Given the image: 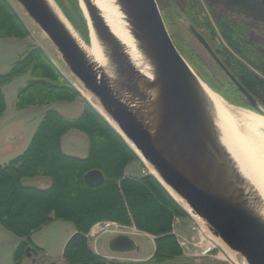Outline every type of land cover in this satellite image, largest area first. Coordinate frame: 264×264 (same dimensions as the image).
<instances>
[{
	"label": "trees",
	"instance_id": "16d2710c",
	"mask_svg": "<svg viewBox=\"0 0 264 264\" xmlns=\"http://www.w3.org/2000/svg\"><path fill=\"white\" fill-rule=\"evenodd\" d=\"M57 1L87 39L88 27L79 1ZM205 1L206 9L201 0H186L183 14L202 33L229 71L264 104V8L257 0ZM164 18L167 23V17ZM30 34L12 1L0 0V39ZM183 52L206 80L205 71L221 72L230 86L235 87L209 54L214 65L191 47ZM193 58L204 62V67H198ZM27 71L31 78L16 96L15 105L19 110L72 102L82 97L75 83L47 51L33 47L8 71L0 73V120L7 108L4 86ZM235 103L250 108L245 101ZM74 129L88 137L86 156L67 154L62 148L63 137ZM140 161L132 147L88 101L85 100L78 117L48 109L27 148L0 164V225L22 239L14 251L15 264H27L42 252L34 244L32 235L57 219L72 221L76 227L63 250V259L68 264H120L98 254L89 245V232L105 221L135 226L154 237L155 252L144 264L171 263L181 258L183 249L174 232V223L176 218L188 213L152 174L140 178L126 175L128 165ZM94 169L103 172V184L90 186L85 182L84 175ZM37 177L50 178L51 182L42 187L29 181ZM28 247H31L29 251Z\"/></svg>",
	"mask_w": 264,
	"mask_h": 264
},
{
	"label": "water",
	"instance_id": "95a60500",
	"mask_svg": "<svg viewBox=\"0 0 264 264\" xmlns=\"http://www.w3.org/2000/svg\"><path fill=\"white\" fill-rule=\"evenodd\" d=\"M14 1L104 112L90 104L152 167L155 173L151 174L184 210L197 216L225 245L235 264H264V199L222 142L204 81L177 48L157 0H113L143 57L146 72L135 65L96 0H78L88 27L87 39L57 0ZM187 27L245 102L264 115V105L229 71L202 33L191 22ZM76 31L89 44L95 34L106 67L91 58ZM84 180L98 186L105 176L94 169ZM138 249V242L128 234L116 235L108 242V250L116 254Z\"/></svg>",
	"mask_w": 264,
	"mask_h": 264
},
{
	"label": "rangeland",
	"instance_id": "374dc122",
	"mask_svg": "<svg viewBox=\"0 0 264 264\" xmlns=\"http://www.w3.org/2000/svg\"><path fill=\"white\" fill-rule=\"evenodd\" d=\"M11 1L19 13L23 16L31 34L23 38L11 37L0 39V73L8 71L28 47L29 49H32L33 47H42L47 51L52 59L60 65L63 73L79 87L82 97L72 102H56L51 105H34L19 110L15 105L17 92L31 78V73L30 71H27L26 73L13 78L12 81L7 83L3 88L6 92L4 93L6 94L9 111L4 118L6 120L5 125H7V127L2 133L0 131V162L9 160L11 157L15 158L16 156H19L27 148L44 112H46L47 109L58 110L67 117H78L83 111L86 100L88 102L90 101L94 106L103 111L98 102L86 89H84L82 84L64 66L50 40L46 37L44 38L40 30H38V28L22 11L21 7L14 0ZM201 1L206 9V1ZM157 2L161 8L163 17H167V28L175 44L177 43V48H180L179 51L182 49L187 51V48L189 50V47H191L203 56V58L210 65H214L208 53L190 34L187 27L190 21L182 12V8L185 6L186 0H157ZM76 33L84 43L89 44L77 31ZM256 36L258 37V34ZM183 50L182 52L180 51L181 54H185ZM195 59L196 58H193L192 60L194 63L196 62L198 67H204V62L195 61ZM187 61L189 62V60ZM189 64L198 76L210 88L219 93L229 104L257 112L251 106H249L250 108H247L241 104L239 105L235 103V101L238 100H235L231 96L236 93V86L231 87L229 82H227V79L224 78L225 75L223 73H210L208 70H204L205 75H207L206 80L204 74L202 76L195 70V67L190 62ZM209 82L212 83L213 86L209 85ZM68 133L69 134L65 136L62 145L64 152L76 156H86L89 151V140L87 135L76 129L71 130ZM151 172L152 167L147 162L143 161L131 162L126 168V175L131 177L140 178L147 174H151ZM29 181L34 185L44 187L45 183L48 184L51 182V179L46 177H37L30 179ZM177 219L180 221L179 224H177V232L179 233V236L177 235V237L180 244L185 238H187L190 242V244L188 243L189 249L185 250L181 244L183 249L182 257L174 262L164 264H235V257L229 253L228 249L220 240L216 239L211 234V232L200 220H197L192 214H188L185 217H178L176 220ZM102 227L103 225H99L96 229L97 232L95 236L105 233L103 235L104 238L97 240L100 241L98 243V247H96L98 250H102L101 247L103 243L108 249V242L116 235L122 233L132 236L139 244V249L132 253L116 254L108 251V256L106 257L112 261L120 264H144V262L147 261L144 259L149 256L150 253L154 254L155 252L154 240L150 236H145L143 232L138 230L135 226L119 225L117 227L115 223H110L109 226H106V232H101L105 231L101 230ZM3 231H6V235H0V241H2L0 243V264H11L14 251L17 247L15 240L18 236L5 228H3ZM75 232L76 227L72 221L61 219L54 220L45 225L39 231L35 232L32 240L36 242L37 245L45 248L49 256H55V258L50 259L49 257L39 264H51L53 261L59 264L65 263L64 259L59 258V256L62 254L66 242ZM91 241L94 246V239H91ZM12 244L14 246L13 249H11ZM204 246H207L210 250L208 249V251H205L203 248ZM38 256L40 255L38 254L37 257ZM32 261L31 263L38 264V262Z\"/></svg>",
	"mask_w": 264,
	"mask_h": 264
},
{
	"label": "bare ground",
	"instance_id": "6f19581e",
	"mask_svg": "<svg viewBox=\"0 0 264 264\" xmlns=\"http://www.w3.org/2000/svg\"><path fill=\"white\" fill-rule=\"evenodd\" d=\"M96 4L102 10L112 31L127 46L135 65L146 72L143 57L114 1L96 0ZM83 47L91 58L106 67L107 60L94 33H92L90 44L83 45ZM202 83L214 104L216 125L222 142L234 157L241 173L252 182L264 199V115L229 104L205 82ZM152 173H155L153 169ZM192 215L199 220L197 216Z\"/></svg>",
	"mask_w": 264,
	"mask_h": 264
},
{
	"label": "crops",
	"instance_id": "0c3cea01",
	"mask_svg": "<svg viewBox=\"0 0 264 264\" xmlns=\"http://www.w3.org/2000/svg\"><path fill=\"white\" fill-rule=\"evenodd\" d=\"M29 49V47L24 51V52H26L27 50ZM23 52V53H24ZM22 53V54H23ZM21 54V55H22ZM20 55V56H21ZM18 60V59H17ZM5 92V91H4ZM6 93V92H5ZM5 97H6V94H5ZM6 102H7V99H6ZM48 110V109H47ZM46 110V111H47ZM9 111V108H8V102H7V108H6V110H5V112H4V114H3V116H2V118H1V121H0V131H1V133L5 130V128L7 127V125H5V123H6V120L4 119L5 118V115L7 114V112ZM45 113V112H44ZM69 133H67L66 135H68ZM65 135V136H66ZM65 136L63 137V139H62V145H63V141H64V138H65ZM12 159V157L11 158H9V160H11ZM9 160H5V161H3V162H0V163H5L6 161L8 162ZM179 219H177L176 220V223L174 224V232L179 236V233L177 232V224H179ZM3 228L4 227H2L1 225H0V235H6V231H3ZM43 228V227H42ZM41 228V229H42ZM34 234H35V232L33 233V235H32V237L34 236ZM105 233H103V234H100V235H98L97 237H91V236H89V245L91 246V248L93 249V250H95L98 254H100V255H102V256H108L107 255V252H108V249L106 248V245L103 243L102 244V247H101V249L102 250H98V248H96V247H98V243L100 242V241H97V240H99V239H102V238H104V235ZM143 234L145 235V236H150L153 240H154V237L153 236H151V235H149V234H146V233H144L143 232ZM33 239V238H32ZM91 239H94V246L92 245V241H91ZM21 238H19V237H16V243H17V245L21 242ZM14 241V242H15ZM2 241H0V243H1ZM34 242V241H33ZM34 244L37 246V247H39V248H41L42 249V254L40 253V256H38V260L41 258H44V259H48L49 257H50V259H52V258H55V256H49L48 254H47V252H46V250H45V248H43L42 246H40V245H37L36 244V242H34ZM13 244H12V246H11V249H13ZM107 250V251H106ZM14 255V254H13ZM153 255V253H150V255L149 256H147L144 260H148L151 256ZM62 256H63V252H62V254H60V256H59V258H62ZM149 257V258H148ZM40 259V260H41ZM32 261V260H31ZM31 261H29V263H27V264H30L31 263ZM11 264H15V262H14V259H12V263Z\"/></svg>",
	"mask_w": 264,
	"mask_h": 264
},
{
	"label": "flooded vegetation",
	"instance_id": "af4514ba",
	"mask_svg": "<svg viewBox=\"0 0 264 264\" xmlns=\"http://www.w3.org/2000/svg\"><path fill=\"white\" fill-rule=\"evenodd\" d=\"M257 2H258V3L264 8V0H257ZM191 24H193V23H191ZM193 26H194V24H193ZM194 27H195V26H194ZM195 28H196V27H195ZM196 29H197V28H196ZM249 92H250V91H249ZM251 94H252L253 96H255V98H256L257 100H259V101L263 104L261 98H260L258 95H255V94L252 93V92H251ZM231 97L234 98L235 100H238V101H245L244 98H243L242 93H241L239 90H237L236 93L232 94ZM263 105H264V104H263Z\"/></svg>",
	"mask_w": 264,
	"mask_h": 264
},
{
	"label": "built area",
	"instance_id": "2783aa9c",
	"mask_svg": "<svg viewBox=\"0 0 264 264\" xmlns=\"http://www.w3.org/2000/svg\"><path fill=\"white\" fill-rule=\"evenodd\" d=\"M109 224L110 223H104V224H101V225H103V227L101 228V230H106V226H109ZM106 225V226H105ZM117 225V227L119 226L118 224H116ZM98 227H99V225H98ZM188 243L190 244V242H189V240L187 239V238H185L183 241H182V246H183V248L185 249V250H188L189 249V246H188ZM204 248V250L205 251H208V247L207 246H204L203 247ZM210 250V249H209Z\"/></svg>",
	"mask_w": 264,
	"mask_h": 264
}]
</instances>
